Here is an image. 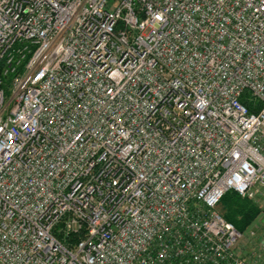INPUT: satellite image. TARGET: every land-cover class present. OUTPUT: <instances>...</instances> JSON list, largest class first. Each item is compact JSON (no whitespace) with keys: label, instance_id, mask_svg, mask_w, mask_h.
<instances>
[{"label":"built area","instance_id":"obj_1","mask_svg":"<svg viewBox=\"0 0 264 264\" xmlns=\"http://www.w3.org/2000/svg\"><path fill=\"white\" fill-rule=\"evenodd\" d=\"M229 191L264 208V0H0V264H264Z\"/></svg>","mask_w":264,"mask_h":264},{"label":"trees","instance_id":"obj_2","mask_svg":"<svg viewBox=\"0 0 264 264\" xmlns=\"http://www.w3.org/2000/svg\"><path fill=\"white\" fill-rule=\"evenodd\" d=\"M219 209L225 219L241 232L252 226L261 213L258 205L248 198L241 197L235 191H229L223 196Z\"/></svg>","mask_w":264,"mask_h":264},{"label":"rangeland","instance_id":"obj_3","mask_svg":"<svg viewBox=\"0 0 264 264\" xmlns=\"http://www.w3.org/2000/svg\"><path fill=\"white\" fill-rule=\"evenodd\" d=\"M261 209V213L260 215L257 217L256 221H255V225H262V229L264 230V208L262 209V207H260ZM244 242L246 243L247 242V239L245 238Z\"/></svg>","mask_w":264,"mask_h":264}]
</instances>
